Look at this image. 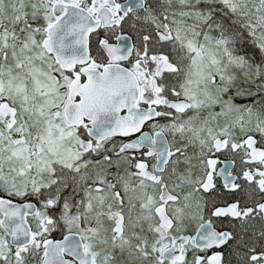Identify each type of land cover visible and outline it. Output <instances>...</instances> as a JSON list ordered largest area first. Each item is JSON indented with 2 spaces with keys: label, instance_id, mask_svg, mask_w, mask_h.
Wrapping results in <instances>:
<instances>
[{
  "label": "snow or ice",
  "instance_id": "6c2138e0",
  "mask_svg": "<svg viewBox=\"0 0 264 264\" xmlns=\"http://www.w3.org/2000/svg\"><path fill=\"white\" fill-rule=\"evenodd\" d=\"M0 264H264V0H0Z\"/></svg>",
  "mask_w": 264,
  "mask_h": 264
}]
</instances>
